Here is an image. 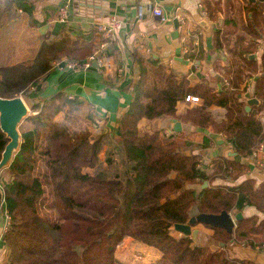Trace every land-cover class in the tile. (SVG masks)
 I'll use <instances>...</instances> for the list:
<instances>
[{
	"label": "trees",
	"instance_id": "1",
	"mask_svg": "<svg viewBox=\"0 0 264 264\" xmlns=\"http://www.w3.org/2000/svg\"><path fill=\"white\" fill-rule=\"evenodd\" d=\"M206 8L208 17L217 21L221 0H209ZM19 9L31 15L34 10L25 0H0V28L18 18ZM247 13H251L247 26L228 49V64L215 66L221 83L218 91L203 82L191 84L188 76L179 78L152 55H132L139 79L132 88L131 105L118 120L119 140L113 151L122 168L114 173L86 171L99 165L108 136L94 114L63 91L46 97L41 93L45 77L59 61L84 64L103 41L101 35L41 36L30 58L12 63L6 57L7 63H0V96L23 94L34 101L33 114L25 119L27 128L21 131L20 148L7 167L12 180L0 193V206L4 201L10 216L2 264H123L116 251L126 238L157 249L160 258L155 264H259L231 258L224 248L194 244L191 237L173 231L176 223H187L198 213L242 211L249 205L264 211V181L257 185L249 178L238 185H213L217 178L235 182L247 166L227 156L204 165L199 155L188 150L208 148L212 140L207 135L196 145L183 134L139 128L142 119L171 117L225 136L240 156H254L264 141V51L259 59L255 55L264 36V3L248 7ZM219 35L216 31L214 46L222 52ZM187 58L198 62L202 54L192 51ZM248 92L259 101L250 111L246 110ZM190 94L204 102L179 112ZM212 107L224 109L220 119ZM66 110L69 119L85 113L92 128L71 134L68 119L57 120ZM8 142L0 128V160ZM113 163L109 154L106 164ZM205 181L210 186L191 187ZM206 226L214 230L218 243H244L264 252V220L257 216L240 219L233 233Z\"/></svg>",
	"mask_w": 264,
	"mask_h": 264
},
{
	"label": "crops",
	"instance_id": "2",
	"mask_svg": "<svg viewBox=\"0 0 264 264\" xmlns=\"http://www.w3.org/2000/svg\"><path fill=\"white\" fill-rule=\"evenodd\" d=\"M25 1L33 6L32 15L23 9H19V17L4 29L0 28V32H3V47L6 44L9 46L12 39H17L13 36V33H10L13 25L19 26L21 24L26 29L27 34L25 35H28L27 38L30 43L26 44L27 47L22 48L23 54H19L14 60H12L10 53L7 54L11 62L13 61L12 63L30 58L33 49L39 48L42 42L41 36L47 35L55 38L63 32L69 33L71 36L93 32L100 36L101 33L97 30V25L107 23L112 17L120 19L122 27L117 32L116 40L112 42L106 51V66L102 67L93 62L92 66L87 69L70 68L67 66L70 61L66 59L59 61L45 77L41 91L45 97L63 91L69 98L78 99L94 113L99 125L105 127L104 133L114 138L115 142L119 140V117L131 105L134 99L132 88L139 79V67L132 56L135 52L145 57L152 55L159 60L161 65L172 70L179 78L188 76L190 79V76L194 74L197 80L192 81L190 79L191 84L203 82L218 91L221 89V83L215 66L216 64H228V49L232 47L235 37L247 26L248 17L251 16V13H247V8H257L261 5L259 1L252 3L250 0H221L222 13L219 19L215 21L209 17H207V20L201 18L200 5L202 4L204 9L207 10L206 4L209 0ZM231 1L233 2L230 6ZM65 6H67L68 15L64 22L59 19V10ZM156 7H161L164 10L167 17L165 20L154 15L153 10ZM168 7L174 8V15L177 13L186 14L190 20L189 25L185 27L178 22V26H176L167 11ZM225 16L227 17L226 20H224ZM173 18L175 17L173 16ZM205 21L208 24L207 27L203 24ZM198 29L203 32L202 42L193 52L201 53L202 59L196 62L187 58L188 54H185L184 48L192 45L190 31ZM216 31H220L219 38L223 48L222 52L217 51L214 46ZM6 40L7 43H5ZM101 43L98 44L95 52L99 50ZM263 51L264 36L259 40V50L255 54L258 59ZM257 78L258 75L253 78L251 86L248 88L249 91L253 88ZM187 105L189 104L186 102L181 103L179 112H182ZM211 111L218 119L224 114V109L218 107H212ZM178 121L181 122L182 129L180 132H175L174 125ZM139 128L143 131L163 130L178 135L183 134L187 141H192L196 145L201 142L204 135H207L212 140L208 148L196 146L193 152L188 150L191 154L199 155L204 165H210L219 156H227L247 166L246 173L235 182L217 178L213 185H238L249 178L254 179L257 185L264 181V141L263 147L259 150L257 156L243 157L237 153L236 155L231 154L235 151L232 145L227 142L225 136L214 134L204 128L194 127L175 118L165 117L153 121L142 119L139 122ZM104 146H108L106 142ZM106 149L107 147H105ZM105 150L103 153H105ZM202 184H195L191 187L200 190ZM208 186H210L209 182ZM230 213L233 216L238 213H242L243 217L257 216L259 221L264 220V211H259L251 205L244 207L242 211L234 210ZM2 222H4V218L0 212V225ZM194 229L199 230L197 239H193L194 244L208 246L212 250L224 248L231 258L252 259L259 264H264V252L258 246L253 247L249 244L234 242L222 246L213 239L214 230L212 228L199 223ZM261 236L259 235V237ZM126 239L133 242L130 238ZM136 244L142 246L141 248L145 250L151 249L153 255H157L156 259L160 257L157 249L137 242ZM1 247L0 261L5 257L6 244L3 249ZM119 260L123 263L121 259ZM134 260L131 264H136Z\"/></svg>",
	"mask_w": 264,
	"mask_h": 264
},
{
	"label": "water",
	"instance_id": "3",
	"mask_svg": "<svg viewBox=\"0 0 264 264\" xmlns=\"http://www.w3.org/2000/svg\"><path fill=\"white\" fill-rule=\"evenodd\" d=\"M252 3L261 2L264 0H250ZM169 12L170 18L173 19V22L176 26H178L177 19L173 18L174 16V8H167ZM205 27L208 26L207 22H203ZM42 32V31H41ZM252 58L255 56L252 55ZM192 81H196V75L192 74L190 76ZM40 87V86H39ZM241 96V95H240ZM245 96L249 99L248 104L246 106V110L250 111L254 104H258V99L252 97L251 93H246ZM30 108L25 101V99L21 96L14 97H2L0 96V128L6 134L9 142L7 143L0 160V172L7 168L12 162L16 152L19 150L22 137L20 131L21 122L29 116ZM181 122H176L174 125V131H181ZM232 155H236V152L231 153ZM208 186V182L205 181L201 188H206ZM0 193L3 195L4 191L0 187ZM243 218L242 213H238L233 216L228 211H222L219 214L213 213H198L197 215L192 216L187 223H176L174 225V229L176 232L189 236L192 239H197L199 234L198 229H194L193 227L199 223L210 225L214 228H223L229 233L234 232V228L236 227V221H239ZM225 243L221 242L220 245L224 246Z\"/></svg>",
	"mask_w": 264,
	"mask_h": 264
},
{
	"label": "rangeland",
	"instance_id": "4",
	"mask_svg": "<svg viewBox=\"0 0 264 264\" xmlns=\"http://www.w3.org/2000/svg\"><path fill=\"white\" fill-rule=\"evenodd\" d=\"M232 2L233 1H231L230 6L232 5ZM226 19H227V17L225 16L224 20H226ZM10 33L11 34L13 33V36H15L17 39L16 40L12 39L10 42L11 44L9 46H7V44H6L5 47H3V48L0 47V61H1L0 63H3V64H5V62L7 63V61H8V60L6 61V59H5L6 57H8V55H7L8 53H10V55L12 56V60H14L16 57H18L19 54H23L22 48L27 47L26 44L30 43V41L27 38L28 35L27 36L25 35V34H27L26 29H24L21 24H19V26L13 25ZM1 38H3V32L2 31L0 32V39ZM5 43H7V40ZM21 96L25 99V101L27 102V104L30 108L29 115L33 114V111L31 109V105L34 102L33 99H28L23 94ZM87 112L93 113L90 109ZM69 116H70V114L66 110L57 116V120L63 121V120L68 119L67 121H68L69 131L71 132V134L72 133H73V135L79 134L80 131L83 129L92 128V122L90 119L87 118L85 113L79 114V115L76 114L73 117H71L70 119H69ZM25 121L26 120L24 119L21 122L20 127H19L20 131H23L27 128V123ZM94 131L95 132L97 131L96 135H98V133H100L96 129ZM104 141L107 143L108 146H104L102 148V151L100 153L101 161L99 162V165L96 168L86 169L87 172L95 173L97 170H100V169H108V171L110 173H114L116 171H120V169L122 168L121 164L119 163L118 156L113 151L114 145L116 143L115 139L111 138L108 135V136H106ZM105 147H107L106 150H105ZM104 150H105V153H103ZM109 154H112V159L114 161L113 165L106 164V157L109 156ZM113 155H114V157H113ZM116 157H117V159H115ZM11 180H12V177L8 171V168L3 169L0 172V187L3 189V186L8 185ZM1 208H2L4 222H2L0 225V246H2L1 249H3L5 242L3 240V237H1V235H2L1 233L3 232V228L5 225V207L1 206ZM196 226L194 228H196ZM173 232L176 235H180L178 232L175 231V229ZM141 247L142 246H139L134 241L132 242L131 240L124 239V241L118 247L117 256L119 259H121L123 261V264H131L134 259H135L134 262L136 264H155L160 257L158 259H156L157 255L156 256L153 255V252L151 249L148 248L147 250H145L144 248H141ZM5 255H6V253H5ZM5 258H6V256L4 257L2 262H5L4 261Z\"/></svg>",
	"mask_w": 264,
	"mask_h": 264
},
{
	"label": "built area",
	"instance_id": "5",
	"mask_svg": "<svg viewBox=\"0 0 264 264\" xmlns=\"http://www.w3.org/2000/svg\"><path fill=\"white\" fill-rule=\"evenodd\" d=\"M200 8H201L200 12L202 16L201 18L203 20H207L208 11L204 9L202 4L200 5ZM59 12H60L59 19L65 22L67 19V15H68L67 6L61 7ZM153 13L155 16L160 17L162 20H165L167 18L164 13V10L161 7H156L153 10ZM174 17L177 19L179 24L185 27L189 25L190 20L186 14L177 13L174 15ZM121 27H122V23L120 19H118L117 17H112L110 21H108L107 23H100L99 25H97V30L101 33L103 37V41L100 44L99 50L95 52L93 55H91L84 64H79L76 62H69L67 63V66L70 68L87 69L92 66L93 62H96L98 65L102 67L106 66V61H105L106 51L111 46L112 42L116 40L117 32L121 29ZM190 32H191L190 36L192 38V45L186 46L184 48L185 54H189L190 52L197 49L201 45V42H202L203 32L201 29L190 31ZM185 102L192 106V105L202 104L204 102V99L201 96L190 94L186 96ZM166 133L170 135L171 131H168ZM262 147H263V144L254 152V156L258 155V152L259 150L262 149ZM1 206L5 207V225L3 228V232L1 233L2 234L1 237H3L4 233H6V231L8 230V227L10 224V216L7 212L6 204L4 201L1 203ZM1 206H0V210H1L0 212L2 213ZM0 264H2V261H0Z\"/></svg>",
	"mask_w": 264,
	"mask_h": 264
}]
</instances>
